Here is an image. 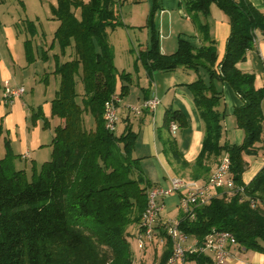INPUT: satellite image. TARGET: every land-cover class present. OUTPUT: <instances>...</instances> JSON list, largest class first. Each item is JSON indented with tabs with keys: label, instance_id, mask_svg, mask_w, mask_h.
<instances>
[{
	"label": "trees",
	"instance_id": "1",
	"mask_svg": "<svg viewBox=\"0 0 264 264\" xmlns=\"http://www.w3.org/2000/svg\"><path fill=\"white\" fill-rule=\"evenodd\" d=\"M120 1L56 0L51 6L52 18L59 21L52 44L60 50L55 55L53 73L59 77V88L51 101V117L59 122L54 127L51 158L35 170L31 180L25 170L14 168L9 142L6 155L0 156V264H133L130 229L140 222L148 191L156 184L144 174L141 159L133 157L138 135L132 126L127 124L117 134V129L109 131L104 125V102L117 91V76L123 81L122 96L130 87L131 73L117 70L109 41L110 32L124 25L117 14ZM212 4L228 16L231 26L221 60L209 23L200 18L209 16ZM184 5L203 44L195 46L180 35L176 51L163 53L155 19L160 0H152L146 23L149 44L139 50L138 60L148 74L179 67L198 73L187 84L204 122L202 148L191 178L206 180L213 163L227 153L236 188L231 193L219 189L208 204L196 207L193 218H181L179 226L198 241L214 227L228 230L247 250L264 253V166L250 182L243 180L248 166L245 156L264 150V87L256 85L254 73L237 67L254 46L255 31L264 32V13L250 0H189ZM25 49L31 61L30 40L25 41ZM79 81L82 93L77 90ZM224 83L242 101L234 110L237 126L244 131L239 144L222 140L227 115ZM37 113L48 126L50 121ZM86 116L92 123L87 124ZM172 122L185 127L187 116L180 109L167 108L157 139L166 154L189 166L179 152ZM2 133L0 123V137ZM157 228L166 239L159 262L164 264L172 243L165 229ZM188 260L210 264L202 254L190 255Z\"/></svg>",
	"mask_w": 264,
	"mask_h": 264
},
{
	"label": "crops",
	"instance_id": "2",
	"mask_svg": "<svg viewBox=\"0 0 264 264\" xmlns=\"http://www.w3.org/2000/svg\"><path fill=\"white\" fill-rule=\"evenodd\" d=\"M48 1L51 6L56 4V0ZM186 1L189 0H179L180 13L178 15L171 14L170 6L163 5L158 11L157 28L159 33L163 30L165 34L164 38H160V47L163 53L170 54L176 51L178 37L180 35L188 38L195 46L203 44L200 32L184 8ZM250 1L264 13V0ZM39 2V0H0V123L3 127H7L9 131L15 129L22 121L26 125L27 118L24 120L25 107H29L32 114L36 118L38 117L37 112H41V107L38 106L40 108L35 110L34 105L31 104L35 100L34 89L36 86L53 83L54 88L51 96L45 100L49 102L47 105V113L50 114L51 101L59 88V77L53 73V70L57 58L55 55L59 54L60 50L58 46H53L52 44L54 32L59 25V21L52 18L50 7H46L44 4L39 5ZM39 11L47 15V18L57 22V25L53 30V36L50 42L46 37H37L36 54H33L32 60L29 61L26 55L25 41L29 40V31L34 30L35 19H38ZM200 18L202 21L209 23L210 34L216 41L218 59L221 60L231 30L228 16L216 4H212L209 16L207 18L201 16ZM175 21L178 25L177 29L174 28ZM123 22L124 25L119 27L125 28L128 33L131 26H138L135 22H132V24ZM149 38L150 30L147 29L144 42H141V40H132L134 41V49L132 50H135L136 57H132L131 59L135 60L133 65L135 63L138 65V71L136 73L133 74L132 68L130 70L120 68V70L116 65L119 72L127 71L131 73L129 92L123 96L122 103L119 106L118 123L123 121L120 133L123 132L127 124H130L139 136L142 129L145 131V127L143 128L142 125L146 123V119L152 117L151 124H149L151 126V128L149 126V137L151 135L152 140L149 144H144L147 146L148 152H139L140 142L137 139L133 156L143 159L141 160V166L145 169L143 172L156 186H166L169 184L170 177L173 176L192 179V165L202 148L204 122L195 106L193 95L187 86L188 83L198 77L197 72L179 67L173 71H155L152 74H148L146 69L140 66L138 52L140 49L146 48L149 44ZM111 44L115 51V43L111 42ZM123 50L126 57L131 56L128 53L131 50L128 45H125ZM70 51L71 49H68V54ZM67 58H69L68 55L60 56L61 60ZM237 67L243 72L254 73L256 76V85L264 87V32L262 30L257 29L255 31L254 46L248 50L246 59L237 63ZM200 74L205 79H208L205 71L201 70ZM6 81L12 87L17 88L23 86L25 88L24 93L16 97L11 104H5L3 101V90ZM78 83L82 84L80 81ZM122 84L123 81L118 75L116 83L118 91H120ZM27 85H30L32 88L31 95H26ZM222 89L227 110V115L223 120L222 140L239 144L244 138V131L237 126L234 110L242 101L230 84L224 83ZM82 92L83 85H81L79 93ZM153 96L158 97L160 101L155 109L143 108L139 112L130 109V106H141L145 100ZM169 107L180 109L187 116V125L185 127H178L174 136L176 137L182 159H185L190 164L189 166H185L181 161L175 160L170 153L166 154L163 151L161 142L157 139V128L162 125L165 111ZM262 109L264 113V99L262 101ZM52 119L55 121V127L59 119ZM86 119H88V116ZM39 120H42V118L40 117ZM40 144L39 138L37 140H31V145L34 147L40 146ZM257 145L261 146L260 143ZM21 155L24 158H32L29 147L25 148ZM254 157H256V160L251 161L248 155L245 156L249 165L247 168L249 169V175L254 172L257 173L264 166V150H260L258 155ZM215 164L216 162L213 163V167ZM245 172H243V180L247 183L253 176L248 178ZM165 201L167 209L163 214V219L176 217L179 214V194L170 195L166 197ZM230 264H264V253L247 249L240 250L236 252V258Z\"/></svg>",
	"mask_w": 264,
	"mask_h": 264
},
{
	"label": "rangeland",
	"instance_id": "3",
	"mask_svg": "<svg viewBox=\"0 0 264 264\" xmlns=\"http://www.w3.org/2000/svg\"><path fill=\"white\" fill-rule=\"evenodd\" d=\"M39 1H40L38 3L39 5L44 4L46 7H50L51 9V5H49L50 2L48 0H44V1L39 0ZM179 4H180L179 0H160L161 8L163 7V5L170 6L171 8L170 12L171 14H174V15H178L180 13ZM151 5H152V0H121L120 3L118 4L117 6L118 17L122 21L127 22L128 24H132V22H135L136 24H138L137 27L131 26V28H129V33L125 28L117 27L115 32L113 33L111 32V34H109V41L114 42L116 46L114 63L115 65L118 66L119 69L125 68L126 70H130L132 68L131 70L133 71V74L138 71V65H136V63L133 65V62H135V60L131 59L132 57H136L135 50H132L134 49L133 42L137 40H141V42L145 41V32H147V29H148V27H146V23H147L150 9H151ZM184 8H185V5H184ZM158 11L155 17L156 23L159 18ZM56 25H57V22H55L53 19L47 18V15H45L42 11H39V17L38 19H35L34 30L29 31L30 32L29 40L32 44L33 54H36L37 37L39 38L46 37L50 42L52 39L51 37L53 36V30ZM174 28L175 29L178 28L176 21L174 24ZM164 35L165 34L163 30L160 31L159 39L164 38ZM125 45H128L129 48L131 49L128 52L131 55L130 57L128 56L126 57L125 53L123 52L124 51L123 47ZM129 58H130V61H129ZM140 66L144 68L141 61H140ZM81 85L82 84L80 83H78L77 85L78 92L80 91ZM26 88H27L26 95H31L32 88L30 87V85H27ZM53 88H54L53 83L49 85L40 84L36 86V88L34 89L35 100H34V103H31L34 105L35 110H38V108L41 107L42 115L50 121L49 122L50 124L48 126H44V120L42 117H41L42 120H39L40 117L36 118L35 116H33L31 109H29V107H25L24 108V120H26L27 118L26 125L24 121H22L20 125H17L15 129H12L10 131L7 127L4 126L3 133L1 134V137H0V156L4 157L6 155L8 151L7 142H9L11 151L13 153L12 164L14 168L17 170L18 169L25 170L29 180L32 179L35 170H39L41 165L45 161L51 158V153H52L51 142H52V138L54 134V122L55 121H53L51 114L47 113V110H48L47 105L49 102L45 100L46 98L51 96ZM122 99H123V96H122ZM151 120H152V117H149L148 119H146V123L142 125L143 128L145 127V131L144 129H142L140 135L137 136V139L140 142L139 152H148L147 146L144 144H149V142H151L152 140L151 135L149 137V126H150L149 124H151ZM90 123H92V119L90 116H88L87 124H90ZM122 123L123 121H120L118 123L117 130H116L117 134H121L120 132H121ZM37 138H39L41 144L40 146L34 147L33 145H31V140L32 139L37 140ZM27 147H29L31 150L32 158H24L21 155L23 153V150ZM248 156L251 158L250 159L251 161L256 160V157L251 156V155H248ZM141 160L143 159L141 158ZM141 167H142V170L144 171L145 170L144 167L143 166ZM248 167L249 165L247 166V168ZM247 168L245 169L246 176H248V178H250L251 176L254 177L255 176L254 174L256 172L249 175V169ZM252 178H250L249 180H251ZM136 227L137 225H133L131 227L130 229L131 236H129L131 248L133 251V258H134L133 264H159L161 255L163 254L165 250L166 239L163 238L159 233H157L156 237L152 241L147 242L144 247H139L137 245V241H136L135 234H134ZM186 264H196V263L195 261H188L186 262Z\"/></svg>",
	"mask_w": 264,
	"mask_h": 264
},
{
	"label": "built area",
	"instance_id": "4",
	"mask_svg": "<svg viewBox=\"0 0 264 264\" xmlns=\"http://www.w3.org/2000/svg\"><path fill=\"white\" fill-rule=\"evenodd\" d=\"M25 91L23 86L12 87L8 81L5 82L3 90V101L5 104H11L14 98L20 96ZM159 99L156 96L152 100H145L141 106H130V109L141 111L143 108L155 109L159 104ZM122 103V96L117 90V96L111 100L110 107V128H117L119 121V106ZM109 128V131H110ZM172 132L178 129V125L172 122ZM226 189L230 193L236 188L232 173L229 168V154L224 153L218 163L210 172L208 178L204 181L198 180H179L175 176L170 177L169 184L166 186H155V199L151 211L146 215V222H139L135 228L134 234L139 247H144L149 241L156 237V222L160 210H166V197L179 194L178 205L187 206V204H195L196 207L208 204L209 191H218ZM239 189V188H237ZM242 189V188H241ZM181 213V212H179ZM195 216L191 215V217ZM168 229H171L174 238H176V247L172 248L173 257L170 264H186L190 256V242L195 240V237L187 235L179 226V223L174 221V217L167 218ZM245 246L236 242L233 238V233L228 230H220L214 227V235L207 236L206 248L204 256L208 257L210 264H230L236 258V252L245 250ZM196 263V262H195Z\"/></svg>",
	"mask_w": 264,
	"mask_h": 264
},
{
	"label": "bare ground",
	"instance_id": "5",
	"mask_svg": "<svg viewBox=\"0 0 264 264\" xmlns=\"http://www.w3.org/2000/svg\"><path fill=\"white\" fill-rule=\"evenodd\" d=\"M117 96V92H114L110 95V97L104 102V110H103V119H104V125L105 127L109 130L110 128V107H111V100H114V98H116ZM147 100H152V97L147 99ZM172 127V123L170 128ZM116 128H110V131H114ZM172 131V128H171ZM229 167H230V157H229ZM175 178H178L179 180H195V179H186L184 177L181 176H175ZM155 187V186H154ZM154 187H152L149 191H148V204L146 209L144 210V212L141 215L140 218V222H146V215L148 213V211L152 210L153 207V203H154V199H155V189ZM215 191H209V199L214 195ZM179 210L181 213H179L176 217H174V221L177 223H180V219L187 216L190 217L191 215H194L195 212V204H187V206H184L183 209V205H178ZM166 210H160L158 217H157V222H156V233L158 232V228L159 226L163 227L166 231V234L168 235V238L171 241V247L175 248L176 247V238H174V234H172L171 229H168L167 226V218L163 219V214ZM193 218V217H191ZM137 228V227H136ZM214 235V228L211 229V231L205 236V238L202 241H198L197 238H195V240H192L190 242V255H194V254H202L204 255V250H199V249H203L206 248L207 245V236H213ZM233 238H236L235 235L233 234ZM236 242L237 239H236ZM173 257V250L170 254V256L168 257V259L165 261L164 264H170V260H172Z\"/></svg>",
	"mask_w": 264,
	"mask_h": 264
}]
</instances>
